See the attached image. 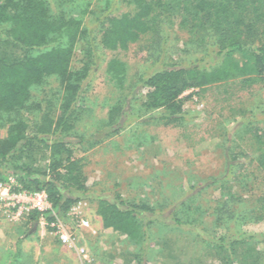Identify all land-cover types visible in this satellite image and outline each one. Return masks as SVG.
I'll list each match as a JSON object with an SVG mask.
<instances>
[{"label":"trees","instance_id":"obj_1","mask_svg":"<svg viewBox=\"0 0 264 264\" xmlns=\"http://www.w3.org/2000/svg\"><path fill=\"white\" fill-rule=\"evenodd\" d=\"M98 1L108 8L120 1L128 9L119 15L111 9L107 14L101 24L100 45L104 49L125 50L136 43L151 30L153 19L158 17L154 16L156 10L159 14L178 15L180 28L208 47L197 64L155 68L140 79L139 85L145 90L141 112L151 114L148 120H158L165 126L183 122L186 113L179 97L189 90H205L234 80L242 86L264 81V0ZM87 35L80 19L63 12L50 16L45 0H0V132L6 129L5 137L0 136V164L16 176L12 193H43L50 206L44 211L30 210L29 221L34 224L42 219L47 225L55 224L75 204L95 201L103 228L120 234L136 247L135 264L149 263L151 236L158 226L190 232L199 240L201 253L210 264H264V230L256 234L246 230L264 221V196L258 200L262 205H248L246 211L235 207L241 198L233 192L234 185H228V179H242L248 189L246 180L253 173L247 174V167L236 163L239 155L233 154L229 145L222 148L224 172L216 182L225 181V199L215 209L213 228H200L177 213L167 220L152 206L127 203L118 194L92 198L82 176V161L74 158L71 143L76 140L89 144L94 140V136L73 133L75 109L101 61L89 40L82 66L72 70L74 49ZM105 74L121 86L124 65L111 59ZM50 77L58 83L53 95L56 105L52 97L43 107L41 101H32L31 91ZM129 112L125 113L123 106H114L102 129L103 136L119 134L132 119L141 118ZM261 134L254 135L259 146L250 162H255L264 174ZM3 178L0 176V181ZM201 185L185 189L180 205L189 200L188 192L199 193L209 182Z\"/></svg>","mask_w":264,"mask_h":264},{"label":"rangeland","instance_id":"obj_2","mask_svg":"<svg viewBox=\"0 0 264 264\" xmlns=\"http://www.w3.org/2000/svg\"><path fill=\"white\" fill-rule=\"evenodd\" d=\"M45 1L50 16L68 13L80 19L87 30L88 35L74 49L72 70L82 66L89 40L101 57L75 109L73 132L76 136H94L90 143H97L91 147L90 143L71 140L74 158L82 161V176L92 198L118 194L127 203L152 206L167 220L177 213L200 228H213L215 209L225 199V181L216 182L224 172L222 148L229 145L233 154L239 155L236 163L246 166L247 174L253 173L246 180L248 189L242 179H228V185H234L233 192H238L243 201H236L235 207L246 211L248 205L263 204L258 200L264 196V174L250 161L259 146L254 135L264 133V81L242 86L234 80L205 90H189L179 97L186 113L183 122L165 126L158 120H148L151 114L141 112L145 90L139 85L140 79L155 68L197 64L207 51L206 43L201 44L182 30L178 15L159 14L156 10L154 16L158 17L147 34L125 50L110 51L100 45L101 24L111 9L114 15L128 11L120 1L110 8L98 0ZM111 59L124 65L121 86L105 74ZM57 91L58 83L50 77L31 91L32 101H41L46 107V100L53 97L52 104L56 105L53 95ZM118 105L125 113L130 111L141 118L132 119L119 134L104 137L102 129L108 113ZM5 132L1 130L0 136L5 137ZM0 176L4 177L0 184L9 178L16 181L10 168L1 164ZM203 182H209L207 188L199 193L188 192L189 200L181 206L185 189ZM28 200L22 196L18 205ZM28 212L15 215V209L4 211L0 206V264H135L136 247L120 234L103 228L95 201L75 204L61 220L50 225L42 219L31 223ZM246 230L260 233L264 221ZM63 236L68 241L64 242ZM150 247L148 264H210L201 253L199 240L187 230L154 227Z\"/></svg>","mask_w":264,"mask_h":264},{"label":"built area","instance_id":"obj_3","mask_svg":"<svg viewBox=\"0 0 264 264\" xmlns=\"http://www.w3.org/2000/svg\"><path fill=\"white\" fill-rule=\"evenodd\" d=\"M14 185L13 179H8L5 184H0V206H3L4 211H9L10 208L15 209L17 213L15 215L21 214L24 210H37L44 211L50 209L49 204L46 201V197L43 193H12L11 186ZM28 197V202L23 206H19L18 202L21 197ZM63 241H68V237L63 236Z\"/></svg>","mask_w":264,"mask_h":264}]
</instances>
